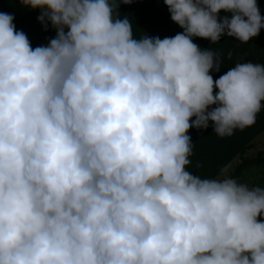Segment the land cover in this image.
<instances>
[{
	"label": "clouds",
	"instance_id": "obj_1",
	"mask_svg": "<svg viewBox=\"0 0 264 264\" xmlns=\"http://www.w3.org/2000/svg\"><path fill=\"white\" fill-rule=\"evenodd\" d=\"M133 2L19 0L56 33L34 49L0 13V264H264V187L193 175L187 134L264 110V63L214 81L193 42L248 43L257 2L163 0L183 30L163 39L134 35Z\"/></svg>",
	"mask_w": 264,
	"mask_h": 264
},
{
	"label": "trees",
	"instance_id": "obj_2",
	"mask_svg": "<svg viewBox=\"0 0 264 264\" xmlns=\"http://www.w3.org/2000/svg\"><path fill=\"white\" fill-rule=\"evenodd\" d=\"M256 2L260 15L264 18V0ZM0 13L13 16L16 30L26 34L33 49L37 46H47L56 35L50 24L46 30L38 21L40 15L38 9L31 10L20 4L19 0H0ZM119 13L121 17L129 16L132 20L136 36L144 33L150 37L163 39L174 37L183 31L171 21L163 0H134L128 5L120 4ZM218 15L223 17L230 14L221 11ZM193 42L201 49L212 48L220 56V71L209 72L214 81L237 63H264V29L245 44L229 37H221L219 43L214 45L208 40L196 37L193 38ZM215 91L214 89V95ZM187 134L193 144V155L188 168L193 175L198 174L202 178H222L220 170L227 166L228 175L238 182L249 187H264V110L257 116L253 126L236 131L231 137H217L213 133L211 122L206 130L192 128Z\"/></svg>",
	"mask_w": 264,
	"mask_h": 264
},
{
	"label": "rangeland",
	"instance_id": "obj_3",
	"mask_svg": "<svg viewBox=\"0 0 264 264\" xmlns=\"http://www.w3.org/2000/svg\"><path fill=\"white\" fill-rule=\"evenodd\" d=\"M263 140H264V137H263Z\"/></svg>",
	"mask_w": 264,
	"mask_h": 264
}]
</instances>
